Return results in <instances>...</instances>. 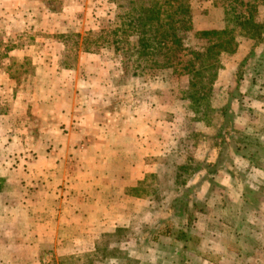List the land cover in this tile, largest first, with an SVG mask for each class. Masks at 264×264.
<instances>
[{"label": "rangeland", "instance_id": "374dc122", "mask_svg": "<svg viewBox=\"0 0 264 264\" xmlns=\"http://www.w3.org/2000/svg\"><path fill=\"white\" fill-rule=\"evenodd\" d=\"M30 2L40 11L29 22L40 26L46 57L78 70L85 78L78 89L91 88L86 75L96 66L107 75L108 111L152 103L158 130L168 120V137L155 172L134 188L75 193L74 215L68 201L56 208L63 223L50 216L55 192L46 197L47 228L33 240L0 233V264H264V33L253 41L240 31L245 7L235 0ZM244 3L255 4L256 21L264 18V0ZM149 6L160 11L146 20L159 40L152 62L139 55L135 23ZM172 29L181 31V46L170 42ZM210 31L218 34L193 37ZM85 54L96 59L77 69ZM5 184L0 178L9 194L0 205L15 206L24 189ZM10 208L0 206V216Z\"/></svg>", "mask_w": 264, "mask_h": 264}, {"label": "crops", "instance_id": "0c3cea01", "mask_svg": "<svg viewBox=\"0 0 264 264\" xmlns=\"http://www.w3.org/2000/svg\"><path fill=\"white\" fill-rule=\"evenodd\" d=\"M30 3L0 0V178L10 192L14 186L24 189L16 208L7 204L8 199L0 205L12 211L10 216H0V233H21L33 240L49 224L51 205L46 197L50 199L53 192L50 216L60 224L56 208L68 201L69 214L74 215L75 193L134 188L153 173L154 161L167 144L168 120L160 122L158 130V108L152 103L108 111L107 75L94 72L96 66L92 65V76L86 75L91 88L78 89L76 80L85 82L78 70H62L60 56L46 57L40 26L29 22L40 11ZM30 29L34 39L25 41ZM93 58L79 56L77 69L84 64L90 67ZM7 195L1 192L0 202ZM85 204L81 206L90 205Z\"/></svg>", "mask_w": 264, "mask_h": 264}, {"label": "trees", "instance_id": "16d2710c", "mask_svg": "<svg viewBox=\"0 0 264 264\" xmlns=\"http://www.w3.org/2000/svg\"><path fill=\"white\" fill-rule=\"evenodd\" d=\"M242 7H245V14L240 15L238 20V26L240 31L250 40L258 41L261 39V36L264 33V18L260 21H256L255 15L257 13L255 4L253 3H244V0H235ZM172 5V3H170ZM156 6V5H155ZM155 6L149 7H140L138 10V18L135 20L140 25V30L136 31L139 41V55L144 56L148 61L152 62V59L155 60L154 51L155 46L159 47V40L155 35H152V29L150 27V20L146 21L149 16L154 15V13H160L159 9ZM157 9V10H156ZM142 24V25H141ZM179 33L181 31L172 29L169 35V40L172 44H176V46H181ZM198 34V35H197ZM194 34V38H206L207 36H216L218 33L216 31L210 32H200ZM190 35V33H189ZM197 36V37H196ZM199 36V37H198ZM163 45V44H162ZM165 45V44H164ZM163 45V46H164ZM138 49V50H139ZM157 62V61H154ZM157 64V63H156ZM2 186L0 185V192L2 190ZM195 207V205H193ZM193 218V214L191 212L188 213V220L191 221Z\"/></svg>", "mask_w": 264, "mask_h": 264}]
</instances>
